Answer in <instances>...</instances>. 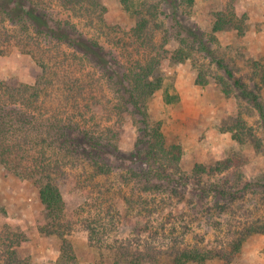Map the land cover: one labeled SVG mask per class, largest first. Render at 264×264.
Here are the masks:
<instances>
[{"label": "rangeland", "instance_id": "374dc122", "mask_svg": "<svg viewBox=\"0 0 264 264\" xmlns=\"http://www.w3.org/2000/svg\"><path fill=\"white\" fill-rule=\"evenodd\" d=\"M34 1L52 17L69 20L99 39L122 66L157 59L163 83L146 103L150 127L160 124L166 143L180 145L183 153L179 166L172 168L178 181L166 177L157 188L154 180H145L139 174L145 165L121 155L137 150L143 132L142 117L117 87H110L94 63L76 58L67 45L47 38L39 44L29 35L21 40L18 26L0 20V30L9 35L0 41V80L34 83L42 78L43 68L28 50L33 46L39 56L42 48H51L65 67L55 64L46 76L52 96L44 109L119 147L108 174L97 173L81 154L63 166L59 180L66 209L64 225L57 226L74 245L76 258L68 261H61L62 238L45 212L40 186L0 158V231L8 225L23 236L15 245L23 264H113L100 240L163 244L174 226L177 236L186 232L185 242L219 250H232L233 240L242 238L240 251L231 253L230 260L214 256L190 264H264V231L251 230L264 223V123L252 99L215 59L222 58L264 103V0H133L150 9L143 12L149 19L143 39L132 34L139 14L121 0H98L101 12L93 21L60 0ZM221 14L227 23L215 30ZM28 41L31 46L25 45ZM226 181L237 198L213 190L202 195L203 186ZM1 241L0 232V254ZM157 264L170 260L163 257Z\"/></svg>", "mask_w": 264, "mask_h": 264}, {"label": "trees", "instance_id": "16d2710c", "mask_svg": "<svg viewBox=\"0 0 264 264\" xmlns=\"http://www.w3.org/2000/svg\"><path fill=\"white\" fill-rule=\"evenodd\" d=\"M60 1L65 7H72L76 13L87 15L91 21L99 15V11L101 12L98 0ZM121 1L127 9L135 7L134 11L139 14V21L133 27L132 34L143 39L148 34L149 27V19L143 12L145 9L150 10L149 6L135 5L133 0ZM50 16V13L41 9L40 3L34 0H0V20H9L13 25L18 26L21 40L29 35L31 40L38 39L39 44L40 39L47 38L57 45H67L76 58L80 56L82 61L94 63L103 73L110 87L111 85L117 87L118 94L124 102L130 103L134 114L142 117L140 120L143 133L136 145L137 150L130 155L121 154L125 159L146 166L139 174L141 173L140 175L149 182L154 180V186L156 185L157 188L161 187L167 178L170 182L178 181L177 177L172 175V168L179 166L183 150L180 145L166 143L160 124L153 129L150 127L149 113L146 110V103L163 83L157 59L138 60L130 66H122L123 64L117 61L116 54L106 50L99 39L89 36L69 20ZM225 19L221 14L215 24V30L225 26L227 23ZM94 24L95 22H92L91 25L94 26ZM31 30L33 34L30 33ZM8 36L6 32L0 30V41H8ZM201 43L205 49H208L203 42ZM25 45L32 44L28 41ZM28 51L43 68L44 75L34 83H21L14 78L0 80V158L3 163L13 167L18 173L35 179L40 186L38 193L45 212L54 220L52 227L62 238L61 261H68L76 258L74 245L67 238L65 230L57 226L64 225L66 209L59 180L63 166L73 162L75 157L81 154L93 163L97 173L108 174L113 169L111 158L118 152L119 147L112 140L106 141L104 138H99L92 131H82L78 126H74V123L63 122L59 116L54 118L44 109L52 96L51 84L46 76L54 71L55 64L58 67H65L64 60L55 57L51 48H42L39 56L36 55L33 46ZM215 59L234 84L252 99L264 123V103L259 95L249 90L222 58L215 57ZM261 79L264 83V68L261 70ZM79 91L80 93L83 91L81 84ZM54 155L57 156L56 159L51 158ZM199 167L204 169L200 164ZM148 187L150 188L151 185L148 184ZM211 190L215 192V195L238 197L237 190L227 181L216 186L211 185L210 188L203 186L204 194L202 195L206 197L207 192ZM165 207L163 205L161 209ZM251 230L264 231V223L251 226ZM158 231L156 230L155 235L161 237V231ZM176 231L178 228L174 226L170 235H167L168 240L163 244L155 241L135 244L127 238L120 242L118 240L114 244L100 240L102 243L100 248H105L107 253L105 254L114 258L113 264H148L149 261L157 264L163 257L168 258L170 264H190L205 262L214 256H223L230 260V255L240 251L242 245V238H236L233 240L232 250L209 248L206 245L185 242L186 232L181 231V235L177 236ZM0 232L3 240L0 264H23L20 250L15 246L20 245L23 236L8 225L3 226Z\"/></svg>", "mask_w": 264, "mask_h": 264}]
</instances>
